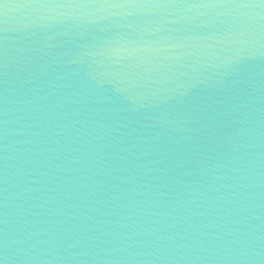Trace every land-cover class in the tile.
Returning a JSON list of instances; mask_svg holds the SVG:
<instances>
[{"label":"water","instance_id":"obj_1","mask_svg":"<svg viewBox=\"0 0 264 264\" xmlns=\"http://www.w3.org/2000/svg\"><path fill=\"white\" fill-rule=\"evenodd\" d=\"M0 264H264V0H0Z\"/></svg>","mask_w":264,"mask_h":264}]
</instances>
